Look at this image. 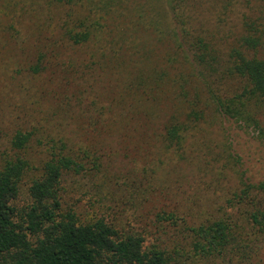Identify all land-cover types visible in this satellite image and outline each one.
Returning <instances> with one entry per match:
<instances>
[{
    "label": "trees",
    "instance_id": "16d2710c",
    "mask_svg": "<svg viewBox=\"0 0 264 264\" xmlns=\"http://www.w3.org/2000/svg\"><path fill=\"white\" fill-rule=\"evenodd\" d=\"M199 5L200 0H147L146 10L131 9L125 0H0V35L20 43L25 29L42 38L30 65L34 74L47 68L53 53H81L90 77L103 73L115 81L95 118L105 134L126 136L139 125L159 136L172 165H195L201 158L199 169L223 198L195 224L175 208H161L150 227L123 226L104 211L85 214L65 205L64 177L97 175L102 155L64 135L19 128L11 151L0 150V264L253 262L264 242V180L246 177L240 158L215 135L223 137L224 120H231L264 141V0H256L253 12L228 30L205 18ZM132 14L149 25L123 30ZM133 32L143 38L135 40ZM65 97L78 102L80 93ZM29 151L43 155L41 167L33 166ZM30 174V200L19 207Z\"/></svg>",
    "mask_w": 264,
    "mask_h": 264
},
{
    "label": "rangeland",
    "instance_id": "374dc122",
    "mask_svg": "<svg viewBox=\"0 0 264 264\" xmlns=\"http://www.w3.org/2000/svg\"><path fill=\"white\" fill-rule=\"evenodd\" d=\"M255 3L256 0H200L199 8L205 18L213 23L220 21L228 30L239 22L243 13L253 12L250 6ZM146 4L147 0H125V5L131 9L148 10ZM125 24L123 30L135 26L137 31L149 25L134 14ZM23 32L20 43L8 33L0 35V150L11 151L10 140L17 129L38 128L40 134L67 136L74 145L78 140L79 147L87 146L92 153L102 155V170L97 175L86 171L64 177L67 207H75L85 214L104 211L109 219L126 227H150L161 208H175L188 223L195 224L223 201L218 184L199 169L203 164L201 158L196 159L195 165H172L171 154L164 149L159 136L146 133L139 125L130 126L126 136L105 134L95 118L100 104L106 103V96L110 94L108 85L115 82L114 78L103 73L90 77L86 72L89 70H84L86 63L82 62L81 53L68 57L61 51L57 58L53 53L44 71L34 74L30 65L36 61L42 38L25 29ZM133 33L135 40L143 38L144 33ZM72 92L80 93L78 102L76 98L71 102L65 97ZM120 93L116 89L113 96L117 98ZM222 126L224 136L215 135L216 141L223 139L229 151L240 158L239 170L244 171L246 177L256 182L264 180V141L234 121L224 120ZM211 146L221 150L214 142ZM202 150L208 151L207 148ZM28 156L34 167L42 166L43 155L29 151ZM35 172L33 169L32 173ZM31 174L24 179L16 201L19 207L29 203ZM171 232L182 246L190 249L180 230L172 228ZM259 249L251 264H264V242ZM198 264L206 262L202 260Z\"/></svg>",
    "mask_w": 264,
    "mask_h": 264
}]
</instances>
